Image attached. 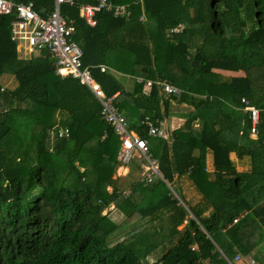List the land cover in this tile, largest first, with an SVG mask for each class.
Listing matches in <instances>:
<instances>
[{
	"label": "trees",
	"instance_id": "obj_1",
	"mask_svg": "<svg viewBox=\"0 0 264 264\" xmlns=\"http://www.w3.org/2000/svg\"><path fill=\"white\" fill-rule=\"evenodd\" d=\"M14 1L52 9V0ZM86 2L93 3L59 9L81 62L106 95L116 93V106L146 139L165 181L134 182L127 194L116 186L119 140L100 118L97 99L77 79L55 74L46 50L18 58L10 18L0 15V74L16 80L0 87V264H229L253 247L264 264V0H142L144 22L131 5L127 18L99 10L93 26L78 14ZM177 23L182 31L167 35ZM134 63L180 88L171 99L192 107L169 141L140 124L144 115L161 117L154 86L148 94L141 84L127 91L115 77L113 71L131 74ZM216 68L244 75L216 82ZM241 98L258 109L255 137ZM59 127L67 137L56 135ZM230 153L247 157L250 167L236 170ZM138 158L127 163L137 174ZM174 174H186L201 195L197 214L168 189ZM110 205L122 221L103 213Z\"/></svg>",
	"mask_w": 264,
	"mask_h": 264
},
{
	"label": "built area",
	"instance_id": "obj_2",
	"mask_svg": "<svg viewBox=\"0 0 264 264\" xmlns=\"http://www.w3.org/2000/svg\"><path fill=\"white\" fill-rule=\"evenodd\" d=\"M76 0H54L53 9L45 16L34 10L31 1L22 2L14 0H0V15H7L9 20V38L15 44L23 43L29 51L46 50L53 60L55 74L64 77L70 76L85 85L95 97L100 105L99 116L108 123L113 133L118 137L119 145L116 153V160L120 165L127 164L135 155L143 159L140 164L141 171L139 180L144 184L151 183L155 178H162L157 169V160L151 156L146 139L138 136L129 129L128 124L115 103V95H106L100 85L94 80L90 73V67L81 62L82 51L79 45L71 39L73 28L67 24L60 14V5L74 4ZM93 3H80L78 14L83 21L93 26L95 24L94 15L99 10H105L114 17H127L130 13L129 5H115L109 0H92ZM141 0H134L140 2ZM183 23L167 29V35L182 31ZM100 72L106 70L104 64H98ZM144 86L150 88L154 86L166 96L177 97L181 89L173 85L165 78L146 79ZM243 110L249 113L251 134L255 133V125L258 120V109L250 105L245 98H241ZM140 124L146 128L148 136L164 138L162 129L148 115H144ZM58 137H67V128H57ZM237 218H234V223ZM243 258L247 264H256L249 255L241 256L235 254L236 259ZM229 261V264H232Z\"/></svg>",
	"mask_w": 264,
	"mask_h": 264
},
{
	"label": "crops",
	"instance_id": "obj_3",
	"mask_svg": "<svg viewBox=\"0 0 264 264\" xmlns=\"http://www.w3.org/2000/svg\"><path fill=\"white\" fill-rule=\"evenodd\" d=\"M109 1L115 5H126L127 4V5H129V7L131 5H138L140 7V14L138 16V20L140 22L145 21V15H144L143 8H142V0L140 2H136V3L134 2V0H117V3H113L112 0H109ZM53 6H54V0H52V3H51L52 9H53ZM36 11L39 12V14L41 16H45L47 13L50 12V11L45 10V8H43V7L38 8V10H36ZM129 11H130V9H129ZM129 15H130V13H129ZM127 17H125V18H127ZM120 18H124V17H120ZM18 48H19L18 44H15L16 52H17ZM17 56H18V58H24V56H19L18 52H17ZM27 57H29V56H27ZM106 69H107V67H106ZM212 71L217 73L219 75L220 79L225 78L224 76L232 77V76H243L244 75V72L242 70L232 71V70H227V69L216 68V69H212ZM113 72L115 74L117 81L119 83H121V85L124 87L125 90L131 91L135 88L136 84H141L142 85L141 91L144 94H148V92L151 88V87L148 88V87L144 86L145 80L146 79L153 80L154 78H157V77L150 78L149 77V67L145 66V65L137 64V63L133 64L132 69H131V74H124V73L116 72V71H113ZM222 75H224V76H222ZM155 89H156V92H157V95L159 98L158 107H159V112H160V116H161L159 119L158 118L155 119V121H156V124L159 126V128L162 129V131L164 132V134H165L164 139L169 141L170 132L177 129V128H180L182 126L183 121L185 119L184 117H186V115L184 116L183 114L184 113L188 114L192 110V107L190 105H188L187 103H184V102H176L175 100L171 99L170 96H166L163 93H161L158 90V88H155ZM162 98H167L168 104L162 103V101H161ZM194 121L196 123H194ZM194 121H193V126L196 127L198 122H197V120H194ZM250 134H251V132H250ZM231 154H233L235 156L234 153H230L229 157L231 156ZM230 159H231V157H230ZM231 161H232L235 168L237 167V165H241L245 168L244 170H241V171H245L250 167L249 159L247 157L237 158L235 156V162L232 159H231ZM205 165H206L207 170H208V168L212 169V157H211V154L209 152L206 153V156H205ZM116 167L121 168V169H125V171H126L125 174H127L129 171H131L129 164H127V165L118 164ZM116 171H117V169L114 170V172H116ZM113 175H114V173H113ZM113 175H112V178H113ZM115 176H117V174ZM159 179L165 181L163 179V177L159 178ZM174 181L175 182L181 181V183H183V185H186L187 188H192V187L194 188L193 184L188 179L186 174H182L179 176L174 174L172 177L171 183H173ZM169 186H170V184H169ZM106 188L109 189L108 186ZM126 189L129 190L130 186L127 187ZM112 208H113V206H112ZM184 223H185V221L182 222L180 225H183ZM180 225H178V226H180Z\"/></svg>",
	"mask_w": 264,
	"mask_h": 264
},
{
	"label": "rangeland",
	"instance_id": "obj_4",
	"mask_svg": "<svg viewBox=\"0 0 264 264\" xmlns=\"http://www.w3.org/2000/svg\"><path fill=\"white\" fill-rule=\"evenodd\" d=\"M209 43L214 44L215 41L209 42ZM24 45H23V43H19V48L17 49L19 56H24V58H28L27 56H31L32 54H34L36 52V51H29L27 49V47H25L26 45L25 46ZM211 72L214 75L212 74L210 76V78L211 77L216 78L215 81L217 82V80L220 79L219 75L217 73H215L214 71H211ZM222 76H224V75H222ZM224 77H228V76H224ZM211 80H212V78H211ZM15 84H16V80L12 74H10L9 72L8 73L3 72L0 74V87L1 88H12L15 86ZM183 115L185 116L187 114L184 113ZM194 123H196V122L194 121ZM250 136L255 137V134H250ZM230 157L235 162V156L233 154H231ZM136 158H138V157H136V155H135L134 159H136ZM138 159H139L138 162H140V164H142L143 159H141V158H138ZM125 165H127V164H125ZM115 169H117V171L114 172V175H113V178L115 179V184L124 194H127L128 189H126V188L129 187L130 185H132L134 182L139 181L142 184H144L142 181L139 180L140 178H139V174H137L138 172L129 171L127 174H125L126 173L125 169H121L118 167H115ZM210 169L211 168H208L207 171L211 173L212 169L211 170ZM244 169L245 168L241 165H237V167H236V170H238V171H241ZM116 174H117V176H115ZM108 187H109V189H107V188L106 189L109 191L110 186H108ZM170 188H168L170 190V192L173 194V196H175L179 200L180 204L183 207L186 205L190 208V210L192 212L197 214L198 207L196 206L197 205L196 203L200 200V197H201V195L197 192V190H195L193 187L187 188V186L183 185V183H181V181H178V182L174 181L173 183H171ZM198 204H200V202ZM104 212H107L108 215L110 216V218H112L113 220H115L117 222H120L123 220V216L121 214H119L114 208H112V205H110L109 207L104 209L103 213ZM142 221H144V220H142ZM184 224L178 226L177 228H182L184 226ZM124 230H122V231H124ZM193 247L194 246H192V248ZM256 249H257L256 247H253V249H251V251L248 254H246V255L251 256L253 258V260L255 261V263L257 260L253 257V254L258 256V257H261L257 253ZM161 252H162L161 250H158L156 253L148 255L146 258V261L148 263L152 262L153 260L157 259L160 256ZM243 256H245V255H243ZM234 258H235V256L232 258V260H233L232 264H247L243 258L236 259V260H234ZM202 264H207V262L203 261Z\"/></svg>",
	"mask_w": 264,
	"mask_h": 264
}]
</instances>
